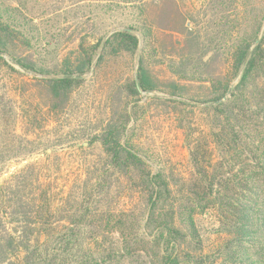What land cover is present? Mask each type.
<instances>
[{"label":"trees","instance_id":"16d2710c","mask_svg":"<svg viewBox=\"0 0 264 264\" xmlns=\"http://www.w3.org/2000/svg\"><path fill=\"white\" fill-rule=\"evenodd\" d=\"M129 1L135 4L130 25L62 50L40 42L22 0L16 7L0 3V62L33 79L29 135L43 129L38 109L46 125L54 123L95 66L121 58L135 65L133 78L115 88L110 117L91 139L105 167L83 182L66 216L38 176L31 178L30 199L17 189L10 193L11 187L1 198L7 218L0 215V264H52L48 257L67 250L95 264L113 255L129 264H264V16L250 14L247 0H209L210 12L243 16L211 14L213 31H201L190 27L193 17L176 0ZM143 96L171 107L188 152L187 178L154 170L132 144L133 107ZM186 108L196 109L197 117L189 119ZM114 182L136 199L134 206L102 210ZM206 215L214 225L209 245L198 224ZM62 219L70 226L66 238L57 236ZM98 230L114 238L99 240Z\"/></svg>","mask_w":264,"mask_h":264},{"label":"rangeland","instance_id":"374dc122","mask_svg":"<svg viewBox=\"0 0 264 264\" xmlns=\"http://www.w3.org/2000/svg\"><path fill=\"white\" fill-rule=\"evenodd\" d=\"M176 1L178 7L183 5L188 19L193 17L190 27L201 31H213L215 25L207 22L211 14L217 17L229 14L238 20L243 16V12L237 11L210 12L209 0ZM19 2L0 0V3L12 7L18 6ZM20 5L25 10L22 13L33 19L30 24L33 31L40 35V42L51 43L61 50L73 43L93 44L97 39L130 25L135 14V4L129 0H22ZM246 5L250 14L264 16L262 0H247ZM168 27L177 29L174 24ZM176 54L178 51L175 50ZM8 64L15 71L0 62V200L5 199L10 187V193L17 189L19 196L30 199L33 192L31 178L38 176L54 199L59 201L62 214L66 216L70 207L75 206V198L83 190V182L92 180L105 167V157L98 144L91 139L110 117L112 96L117 85L133 78L134 62L130 58H121L107 61L99 68L95 66L73 95L68 109L54 123L46 125L47 115L38 109L36 122L43 129L34 135L28 134L31 125L26 120V114L31 115L35 108L31 105L32 75ZM153 96L164 97L161 94H150L148 97ZM150 98L143 96L136 107L131 105L136 111V123L130 125L132 144L147 156L154 170L163 169L177 180L185 179L191 166L182 131L174 120L171 107ZM183 112L188 113L189 119L198 115L196 109L186 108ZM114 185L115 190L103 203L102 210L112 212L134 206L136 199L130 201L122 193L121 183ZM0 215L7 218L3 210H0ZM198 224L205 243H213L212 218L209 215L200 217ZM59 226L57 236L66 238V228H70L68 221L62 219ZM8 227L11 230L14 225L8 224ZM94 235L99 240H102L101 237L109 241L114 238L109 232L101 230ZM48 258L52 264H95L75 250L62 251L56 258ZM103 264L129 263L113 255L103 258Z\"/></svg>","mask_w":264,"mask_h":264}]
</instances>
